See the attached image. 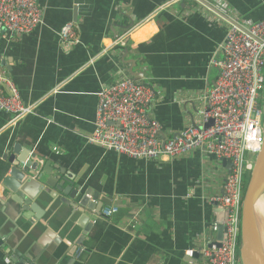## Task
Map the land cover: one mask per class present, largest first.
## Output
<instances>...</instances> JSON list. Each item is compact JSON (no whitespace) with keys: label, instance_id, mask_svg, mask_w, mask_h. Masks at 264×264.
<instances>
[{"label":"crops","instance_id":"crops-1","mask_svg":"<svg viewBox=\"0 0 264 264\" xmlns=\"http://www.w3.org/2000/svg\"><path fill=\"white\" fill-rule=\"evenodd\" d=\"M37 2L40 25L1 37L8 69L0 68L33 110L22 117L0 110V180L10 171L5 150L19 143L54 174L90 188L94 205L102 200L118 210L108 218L94 213L86 232L69 199L44 186L53 196L42 201L50 203L41 219H28L0 181V264H11L8 243L54 264H192V251L215 239L210 198L223 193L227 165L200 149L134 159L90 143L97 93L125 78L146 83L154 91L148 115L161 136L179 134L200 120L228 22L246 27L263 19L264 0ZM66 23L79 39L70 49L58 36Z\"/></svg>","mask_w":264,"mask_h":264},{"label":"built area","instance_id":"built-area-1","mask_svg":"<svg viewBox=\"0 0 264 264\" xmlns=\"http://www.w3.org/2000/svg\"><path fill=\"white\" fill-rule=\"evenodd\" d=\"M41 21L37 0H0V23L10 32H31ZM58 36L65 49L79 43L72 23L63 25ZM219 50L222 56L211 59L218 76L203 96L205 106L196 124L172 137L161 136V125L148 115L152 87L125 78L98 91L94 129L88 141L134 159H171L194 149L229 159L231 168L223 193L210 198L227 212L223 222L226 239L220 247L205 245L201 264H238L244 174L254 163L246 153L256 155L264 142V110L259 103L264 96V18L246 27L229 21ZM0 110L16 117L33 110L23 102L4 68H0ZM210 120L213 124L207 126ZM117 210L105 206L100 215L108 218ZM216 228L213 225L214 231Z\"/></svg>","mask_w":264,"mask_h":264},{"label":"water","instance_id":"water-1","mask_svg":"<svg viewBox=\"0 0 264 264\" xmlns=\"http://www.w3.org/2000/svg\"><path fill=\"white\" fill-rule=\"evenodd\" d=\"M8 30L0 23V44L3 34L8 33ZM5 59L1 57L0 52V67H5ZM7 67V66H6ZM8 69V67H7ZM132 74V73H131ZM264 97V96H263ZM210 120L207 126L212 125ZM263 136H264V120H263ZM3 160L6 162L5 171L10 170L0 181L5 197L11 198L22 207V215L28 219L33 217L38 220L43 217L44 207L50 202L42 201L46 195H52L48 189L61 193L69 199L70 206L82 214L81 223L84 231H88L91 227L90 218L94 213L100 214L104 207V201H100L99 205H94L90 200H96V195L92 197V190L85 188L80 183H77L74 178H70L63 174L56 175L53 172V165L48 161L41 162L35 158L34 154L27 148L22 147L19 143H14L7 147L3 154ZM227 165L228 175L230 173L231 162L229 159H222ZM226 180V179H225ZM37 182V184H36ZM67 183V185H65ZM264 191V142L261 150L255 155L253 167L251 169L249 179L245 188V193L242 201L241 218H240V248L239 260L240 264H264V242L262 240V228H260L258 216L254 213L255 204ZM2 197H0L1 200ZM212 213L215 216L214 224H216L215 239L208 243V247L215 245L220 247L221 242L226 239L224 220L227 218V212L220 207L217 202H212ZM93 212V213H92ZM86 233L84 232L83 235ZM80 243V242H78ZM12 250V257L9 258L11 264H54V260H42L32 257L27 251H18L8 243ZM202 247L192 251L188 257V261L192 264H201ZM80 248L76 251L74 257L77 258ZM55 264H59L56 260Z\"/></svg>","mask_w":264,"mask_h":264},{"label":"bare ground","instance_id":"bare-ground-1","mask_svg":"<svg viewBox=\"0 0 264 264\" xmlns=\"http://www.w3.org/2000/svg\"><path fill=\"white\" fill-rule=\"evenodd\" d=\"M264 192V191H263ZM254 213L258 216L259 220L256 218L257 222L260 224V228H262V234L261 237L264 242V197L257 201L255 204V210Z\"/></svg>","mask_w":264,"mask_h":264},{"label":"rangeland","instance_id":"rangeland-1","mask_svg":"<svg viewBox=\"0 0 264 264\" xmlns=\"http://www.w3.org/2000/svg\"><path fill=\"white\" fill-rule=\"evenodd\" d=\"M259 103H260V106H261V107L263 108V110H264V98H263V95L261 96ZM263 120H264V116H263ZM246 157L252 159L253 161L255 160V154H251V153H248V152H247V153H246ZM244 180L247 181L246 177H244ZM263 197H264V192L261 194V196L259 197L258 200H260V199L263 198ZM239 248H240V244H239V246H238V252H239ZM238 260H239V256H238ZM238 264H240V260L238 261Z\"/></svg>","mask_w":264,"mask_h":264},{"label":"trees","instance_id":"trees-1","mask_svg":"<svg viewBox=\"0 0 264 264\" xmlns=\"http://www.w3.org/2000/svg\"><path fill=\"white\" fill-rule=\"evenodd\" d=\"M249 175H250V173L248 172L246 175H245V177H246V179H247V181H245L244 180V192H245V188H246V185H247V182H248V179H249ZM239 244H240V242H239ZM238 256H239V252H238Z\"/></svg>","mask_w":264,"mask_h":264},{"label":"flooded vegetation","instance_id":"flooded-vegetation-1","mask_svg":"<svg viewBox=\"0 0 264 264\" xmlns=\"http://www.w3.org/2000/svg\"><path fill=\"white\" fill-rule=\"evenodd\" d=\"M262 93L264 94V87H263V92Z\"/></svg>","mask_w":264,"mask_h":264},{"label":"clouds","instance_id":"clouds-1","mask_svg":"<svg viewBox=\"0 0 264 264\" xmlns=\"http://www.w3.org/2000/svg\"><path fill=\"white\" fill-rule=\"evenodd\" d=\"M249 173L251 172V171H248ZM245 193V192H244Z\"/></svg>","mask_w":264,"mask_h":264}]
</instances>
